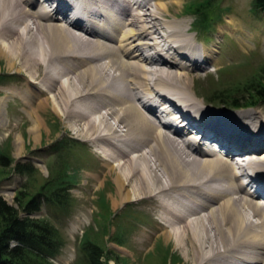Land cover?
Wrapping results in <instances>:
<instances>
[{
  "label": "bare ground",
  "instance_id": "obj_1",
  "mask_svg": "<svg viewBox=\"0 0 264 264\" xmlns=\"http://www.w3.org/2000/svg\"><path fill=\"white\" fill-rule=\"evenodd\" d=\"M144 1L0 0V53L10 65L17 58L23 68L43 66L48 89L38 75L23 80L28 101L53 93L36 108L53 102L67 126L73 118L92 134L87 138L105 143L99 153L116 170V205L157 201L164 235L180 248L191 242L199 264H264L260 110L209 114L214 96L202 101L185 82L207 68L210 49L179 22L148 26L143 16L161 15L151 7L164 4ZM237 152L246 155L241 165L230 158Z\"/></svg>",
  "mask_w": 264,
  "mask_h": 264
},
{
  "label": "rangeland",
  "instance_id": "obj_2",
  "mask_svg": "<svg viewBox=\"0 0 264 264\" xmlns=\"http://www.w3.org/2000/svg\"><path fill=\"white\" fill-rule=\"evenodd\" d=\"M203 1L151 0L148 6L164 4L159 6L161 11L156 5L151 7L152 13L161 15H144L143 20L155 29L162 25L158 19L179 22L183 32L196 36L192 38L196 45L210 49L212 61L207 68L190 72L185 82L196 96L201 94L202 101H210L215 93H227L243 103L252 102L254 93L248 82L264 74V12L255 8V0H208L210 20L206 29H197L193 16H199L185 12L190 3ZM144 10L133 12L143 15L149 9ZM203 19L201 23L207 18ZM21 65L17 58L15 65H10L0 53V194L20 211L19 202L25 205L37 194L53 200L33 215L51 225L60 246L58 255L45 264H91L93 246L104 254L107 264H199L202 259L193 257L196 248L191 242L185 241V248H180L174 238H166L157 201L135 202L137 197L133 202L115 204V199L120 200L116 170L112 171L110 162L99 153L105 143L87 138L92 134L73 118H68L67 126L66 118L52 108L53 102L36 108L37 102L51 100L53 93L41 97L30 94L32 102L28 101L24 78L38 75L40 86L48 89L49 84L41 78L43 66L30 70ZM62 96L58 94V101ZM210 106L215 110L209 114L217 118L230 112L215 102ZM242 109H259L257 116L264 120V104ZM138 178L133 179L136 185Z\"/></svg>",
  "mask_w": 264,
  "mask_h": 264
},
{
  "label": "trees",
  "instance_id": "obj_3",
  "mask_svg": "<svg viewBox=\"0 0 264 264\" xmlns=\"http://www.w3.org/2000/svg\"><path fill=\"white\" fill-rule=\"evenodd\" d=\"M210 8L212 7L208 0L192 2L187 6L185 13L198 15L199 19L196 22L201 28L206 27L210 20ZM255 8L264 11V0H255ZM204 17L207 19L201 23ZM248 83L254 93V101L245 104L264 103V74L257 81L252 80ZM229 95L231 94L222 93L212 100L235 107L244 104L239 102L238 97L235 99ZM4 160L5 157H2V162ZM51 202H53L51 198L37 194L25 205L19 202L22 207L20 211L0 194V264H45L58 255L60 246L54 237L53 228L47 222L33 217L43 205ZM91 249V264H107L103 261L104 254L99 252L98 247L93 246Z\"/></svg>",
  "mask_w": 264,
  "mask_h": 264
}]
</instances>
